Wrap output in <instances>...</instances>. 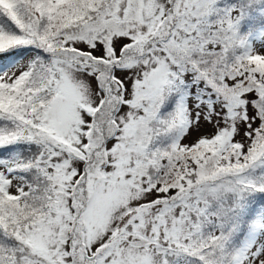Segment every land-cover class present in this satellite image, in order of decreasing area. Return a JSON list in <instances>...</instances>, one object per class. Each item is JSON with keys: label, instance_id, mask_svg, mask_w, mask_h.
<instances>
[{"label": "snow or ice", "instance_id": "6c2138e0", "mask_svg": "<svg viewBox=\"0 0 264 264\" xmlns=\"http://www.w3.org/2000/svg\"><path fill=\"white\" fill-rule=\"evenodd\" d=\"M0 264H264V0H0Z\"/></svg>", "mask_w": 264, "mask_h": 264}]
</instances>
